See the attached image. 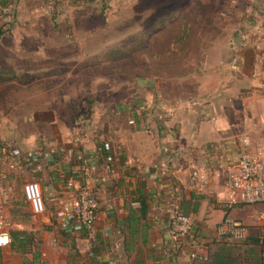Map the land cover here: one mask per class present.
Here are the masks:
<instances>
[{"label": "crops", "instance_id": "1", "mask_svg": "<svg viewBox=\"0 0 264 264\" xmlns=\"http://www.w3.org/2000/svg\"><path fill=\"white\" fill-rule=\"evenodd\" d=\"M234 4L239 11L243 2ZM245 7L229 43L205 49L198 74L138 77L130 94L89 101L86 116L65 97L23 106L21 128H3L2 120L16 118L13 110L2 114L0 207L13 225L0 264H194L209 257L243 139L264 147V0ZM76 111L72 125L66 115ZM85 169L98 197L92 227L62 211L73 195L67 181ZM195 170L208 174L206 186L192 178ZM30 181L42 187V213L25 198ZM177 212L195 217L183 236L174 228ZM263 212L262 204H241L230 214L252 224Z\"/></svg>", "mask_w": 264, "mask_h": 264}, {"label": "rangeland", "instance_id": "2", "mask_svg": "<svg viewBox=\"0 0 264 264\" xmlns=\"http://www.w3.org/2000/svg\"><path fill=\"white\" fill-rule=\"evenodd\" d=\"M241 1L238 11L234 0H0V66L24 77L0 84V118H16L3 128H21L30 102L65 97L86 116L89 101L130 94L138 77L198 74L205 49L229 43ZM256 240L232 243L244 264H264Z\"/></svg>", "mask_w": 264, "mask_h": 264}, {"label": "built area", "instance_id": "3", "mask_svg": "<svg viewBox=\"0 0 264 264\" xmlns=\"http://www.w3.org/2000/svg\"><path fill=\"white\" fill-rule=\"evenodd\" d=\"M192 178L202 186L209 183L208 174L200 170H195ZM67 185L73 191V195L62 206L63 214H72L82 225L92 227L97 219L98 197L89 170L81 171L78 177H71ZM226 188L225 210L227 213L216 226L217 237L243 242L254 236L262 243L264 259V212L257 215L252 224L237 220L230 214L231 210L241 204H262L264 206L263 146L253 147L250 138L243 139V151L239 162L227 172ZM23 190L26 200L36 213L46 210L43 190L38 182H27ZM194 223L193 214L177 212L174 216L175 231L181 236L188 234ZM12 225V220L7 216L4 208L0 207V247L11 244ZM196 255L193 254L192 257L196 258Z\"/></svg>", "mask_w": 264, "mask_h": 264}, {"label": "trees", "instance_id": "4", "mask_svg": "<svg viewBox=\"0 0 264 264\" xmlns=\"http://www.w3.org/2000/svg\"><path fill=\"white\" fill-rule=\"evenodd\" d=\"M70 1H72L73 3H77L80 0H70ZM183 24H184L183 30H185L186 21H184ZM116 53H118V57L120 58L122 55H124L125 52L123 50H119ZM112 59H115V57H113ZM23 78L22 75L19 74L14 68L0 66V84H6L8 82L21 80ZM0 147H3V142L1 138H0ZM80 173L81 171H79L75 175H72V177H78ZM141 204L143 211L146 213L147 206L145 201L142 200ZM256 239H257L256 240L257 243L261 246V252H262V243L260 242V239L258 238ZM233 242L236 241L230 238H218V243L216 244V248L212 250L209 257L207 259H198L197 262H195L194 264H244L245 261L241 258V254L235 251V246L232 244ZM261 259L264 262L262 253H261Z\"/></svg>", "mask_w": 264, "mask_h": 264}]
</instances>
